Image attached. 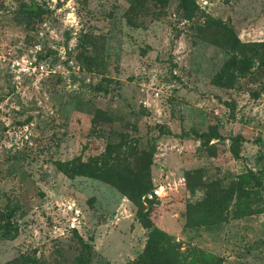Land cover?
<instances>
[{
    "label": "rangeland",
    "instance_id": "obj_1",
    "mask_svg": "<svg viewBox=\"0 0 264 264\" xmlns=\"http://www.w3.org/2000/svg\"><path fill=\"white\" fill-rule=\"evenodd\" d=\"M181 1L0 0V264H144L138 207L111 185L70 178L58 166L74 170L120 143L129 149L116 181L139 187L147 210L159 207L183 249L264 264V214L188 230L179 205L193 186L203 192L249 169L264 174V86L249 78L216 86L228 54L201 28L212 17L243 43H264V0H193L192 16ZM26 4L46 13L28 19ZM39 43L48 74L17 87L3 60ZM212 126L223 138L203 151L194 133Z\"/></svg>",
    "mask_w": 264,
    "mask_h": 264
},
{
    "label": "trees",
    "instance_id": "obj_2",
    "mask_svg": "<svg viewBox=\"0 0 264 264\" xmlns=\"http://www.w3.org/2000/svg\"><path fill=\"white\" fill-rule=\"evenodd\" d=\"M152 1L162 5L169 0ZM139 3L144 7L149 2L139 0ZM180 3L187 14H195L193 7L196 4L193 0H182ZM45 13L46 10L36 4H26L21 9V14L28 16V19L42 18ZM201 28L210 34L216 46L228 54V61L214 79L216 86L233 87L243 78L257 80L264 86V43H243L229 22L212 17H208ZM216 128L212 126L208 133H194L195 138L202 141L200 149L203 150L205 145L213 140H222L223 136ZM157 129L162 136L183 137L171 131H164L161 127ZM241 142L240 136L232 139L231 150L236 157L241 155ZM206 148L212 151L216 149L212 145ZM128 149V144H109L103 154L80 162L74 170L68 163L60 162L58 166L70 178L87 177L111 185L138 207V220L147 230V241L142 256L144 264H225L223 257L200 247L190 245L183 249L180 242L163 227L159 207L155 212H152V208L147 210L142 202L145 194L139 187L121 185L116 181L117 165L128 153ZM150 157L153 158L152 153ZM144 183L152 191L150 166L146 169ZM199 190L197 186L191 187L188 191L191 198L179 203L184 208L182 216L185 229H210L231 221L264 214V174L261 171L249 169L238 174L228 185L216 184L203 192ZM14 215L15 210H12L7 214V218L10 220ZM80 243L86 251V242L80 238ZM34 263V260L27 259L24 264ZM83 263L87 264L86 261Z\"/></svg>",
    "mask_w": 264,
    "mask_h": 264
},
{
    "label": "built area",
    "instance_id": "obj_3",
    "mask_svg": "<svg viewBox=\"0 0 264 264\" xmlns=\"http://www.w3.org/2000/svg\"><path fill=\"white\" fill-rule=\"evenodd\" d=\"M41 41H45V34L39 32ZM47 53H45L44 45L39 43L24 50L22 55L13 58H5L3 62L6 64L9 77L14 85L22 86L26 81L43 77L48 74V64L46 62Z\"/></svg>",
    "mask_w": 264,
    "mask_h": 264
}]
</instances>
